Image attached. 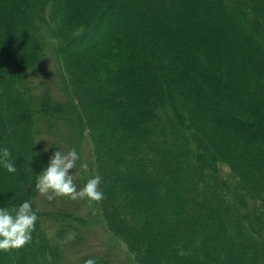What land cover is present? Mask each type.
Masks as SVG:
<instances>
[{
    "label": "trees",
    "instance_id": "trees-1",
    "mask_svg": "<svg viewBox=\"0 0 264 264\" xmlns=\"http://www.w3.org/2000/svg\"><path fill=\"white\" fill-rule=\"evenodd\" d=\"M62 125L89 139L97 218L136 264H264V0H0V150L17 168L0 165V208L38 217L0 264H115L82 204L35 189Z\"/></svg>",
    "mask_w": 264,
    "mask_h": 264
},
{
    "label": "clouds",
    "instance_id": "clouds-1",
    "mask_svg": "<svg viewBox=\"0 0 264 264\" xmlns=\"http://www.w3.org/2000/svg\"><path fill=\"white\" fill-rule=\"evenodd\" d=\"M78 160L80 156L75 149L67 153L55 151L48 166L35 177L34 186L37 192L48 201L63 197L72 201L86 200L90 205L100 203L104 199V193L100 189L99 175L88 179L81 189H77L75 183L77 177L82 171L88 170L87 163L81 164L78 170ZM0 165L9 173L17 171L11 159V152L7 148L0 150ZM73 169L75 171L70 172ZM37 219L31 200L19 204L12 211L8 208H0V252L11 253L30 244ZM74 239L75 233H69L67 239L62 242L68 243ZM84 264H96V261L89 258Z\"/></svg>",
    "mask_w": 264,
    "mask_h": 264
},
{
    "label": "rangeland",
    "instance_id": "rangeland-1",
    "mask_svg": "<svg viewBox=\"0 0 264 264\" xmlns=\"http://www.w3.org/2000/svg\"><path fill=\"white\" fill-rule=\"evenodd\" d=\"M43 69L44 74H48L50 78L49 81L54 89V92L56 93V97H58L57 94H62V97L57 99V101H64L66 98L63 99V92L60 90L62 89L59 80L60 70L57 59L52 50L49 52L48 59L43 65ZM67 125L70 126V124ZM68 126L62 125L53 134L48 135L43 133V136L45 137V143H48V140H51V143L52 141L56 142L57 146L63 153H67L68 151L75 149L80 156V160L77 161L78 170L81 164L87 163L88 170L86 172L82 171L75 181L77 189L79 190L86 184L88 179L94 178L96 176L94 169L95 165L93 163V155L91 152V144L89 139L83 137V140H81L78 134H75L73 129L69 128ZM221 166L227 165L223 164ZM74 171V169L70 170V172ZM51 202L61 204L65 203L66 205L69 204L70 206L76 203L82 204L81 210H84L85 212L83 213L89 214L87 220L89 225L87 227L86 237L92 245L91 249L94 251L93 253H98L105 260L114 261L115 264H136L128 254L124 244H122L121 241L108 232L107 229L101 226L102 223H100L99 219L97 218V208L94 203L90 205L86 200L72 201L63 197L55 198Z\"/></svg>",
    "mask_w": 264,
    "mask_h": 264
}]
</instances>
